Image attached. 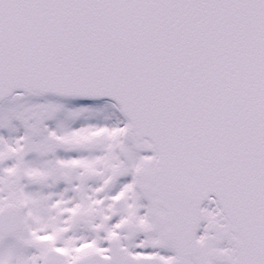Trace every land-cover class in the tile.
<instances>
[{"label":"snow or ice","instance_id":"obj_1","mask_svg":"<svg viewBox=\"0 0 264 264\" xmlns=\"http://www.w3.org/2000/svg\"><path fill=\"white\" fill-rule=\"evenodd\" d=\"M0 264H264V0H0Z\"/></svg>","mask_w":264,"mask_h":264}]
</instances>
